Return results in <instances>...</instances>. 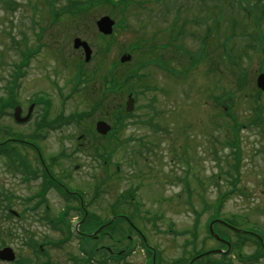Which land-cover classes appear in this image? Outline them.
<instances>
[{
  "label": "rangeland",
  "instance_id": "rangeland-1",
  "mask_svg": "<svg viewBox=\"0 0 264 264\" xmlns=\"http://www.w3.org/2000/svg\"><path fill=\"white\" fill-rule=\"evenodd\" d=\"M74 1L78 0H0V98H9L8 87L18 72L15 65L23 61L22 53H32L27 66L21 67L25 73L16 89V100L23 114L32 101H38L27 123L15 121L17 104L7 108L8 113L0 119V143L10 144L21 154L14 139L39 136L43 160L50 159L55 174L63 177L68 187L84 191L91 220L104 224L114 221L112 218L120 212L131 215L135 225L150 234V241L161 252L162 264H190L192 260L191 264H199L208 260L206 257L197 261L200 255L192 257L205 239L208 248L225 249L209 239L206 226L219 205L220 192L226 191L221 219L241 231L258 234L264 247V91L256 85L257 76L264 72V11L255 8L264 0H147L145 8L128 13L119 27L123 15H111L116 21V37L112 39L111 35L101 36L96 22L103 15L110 16L109 9L119 11V6L90 10L81 5L80 11L86 13L74 19L65 12L58 17L52 13ZM231 2H235L236 9L230 8ZM244 6L255 11H245ZM174 20L177 21L172 25ZM171 28L175 30L173 36L180 28L183 31L174 42L180 50L167 46ZM76 37L90 46L89 62H85L83 50L74 47ZM138 37L140 45L151 50L156 45L166 46L155 50L158 52L154 55L163 61L162 66L151 63L152 54H141L144 48L134 49V54L122 51ZM124 53H130L132 59L121 67L119 61ZM114 63L111 76L107 69ZM135 67L140 71L137 76L141 73L146 78L141 74V78L133 76L131 84L127 80ZM107 78L111 79L107 88L113 86L115 93L107 96L105 105L91 112L86 126L76 122L59 128L40 126L44 117L46 122L54 123L60 114L65 118L73 112H88L92 103L87 98L89 90L92 88L96 97L106 89ZM130 95L135 99L133 116L126 112ZM214 96L225 101L218 105ZM42 99H47L50 106L46 107L44 101L39 103ZM231 107L236 121L230 116ZM257 114L261 118L254 124L251 121ZM100 119L112 127L102 138L95 131ZM94 144L99 152L104 145L114 151L108 158L97 156ZM22 150L32 157L30 148L23 146ZM5 158L0 156V173L6 167ZM5 179L14 182L11 176ZM56 189L70 200L61 187ZM60 198L57 192H51L50 208H40L45 221L28 217L27 228L37 232L39 239L45 235L62 236L61 230L47 223V216L55 220L60 212L69 209ZM73 211L68 210L67 220L74 227L81 222ZM114 222V228L107 231L120 235L121 243H127L128 235L136 236L129 225ZM91 225L96 226L84 228L90 229ZM216 227L225 240L234 244H238L239 237H253L223 225ZM114 241L105 237L96 243L91 241L88 247H118ZM235 245L231 259L256 248L253 242L240 243L241 249ZM78 246L74 237L68 246L51 251L52 257L58 264H80L65 257L67 251L77 256ZM211 258L226 262L217 253ZM142 259L141 251H137L126 263L139 264ZM261 259L255 264H264L263 254ZM234 264L243 263L235 260Z\"/></svg>",
  "mask_w": 264,
  "mask_h": 264
},
{
  "label": "flooded vegetation",
  "instance_id": "flooded-vegetation-1",
  "mask_svg": "<svg viewBox=\"0 0 264 264\" xmlns=\"http://www.w3.org/2000/svg\"><path fill=\"white\" fill-rule=\"evenodd\" d=\"M234 3L235 2H231L229 4L232 6L230 8L236 9ZM244 8L245 11H255V9L250 8V6H244ZM255 8L256 11L263 12L264 4L258 5ZM263 15L264 13L262 14V17ZM40 101L49 103L47 99H42ZM38 139H40L39 136H33L31 139L27 140L14 139L16 140L15 143L18 144L17 147L22 151V157H19L18 160H16V167L13 166L12 162L8 161L4 156L6 167L4 168V171L0 173V182L2 183H0V252L5 249H11L14 258L9 259L5 254H0V264H58L52 257L51 251L56 248L60 250L68 246L71 242V235L68 233L67 235H64L65 233L61 232L62 236L59 238L45 235L42 239H39L37 232L30 230V226L26 223L29 216L37 221L39 219L45 221L43 218L44 215L40 216L39 210L41 207H45L46 209L50 208L51 201L48 200V197L51 192H57L61 197L60 200L64 201L65 207H68L69 209L74 210V213H77L76 217H80L78 221L81 222L80 226L86 221L89 214L86 208L87 206L90 207V205L85 198L84 191L82 193L79 189L68 187L65 184V179L55 174L50 159L49 161L44 159L49 168V172L46 170L40 159ZM79 144H81V142ZM23 146L32 150V157L29 156V153L23 152ZM75 148H79V146ZM21 154L19 153L18 155L20 156ZM43 171H45L47 176L43 174ZM4 176H11L15 183L10 182L9 179L3 181ZM55 183L59 184L63 191L69 194L68 197L70 200L63 197L62 191L55 188ZM52 201H55V199H52ZM81 210L83 211L82 216H80ZM119 210L122 211L123 208L120 207ZM86 212L87 215L85 216ZM68 215L66 218L70 217ZM112 219H114V221L120 220L125 223L126 226L129 225L130 228L135 230L134 234H136V238L132 237V235H128L127 243H121L123 238L118 237L120 235L114 236L112 232L109 231L102 232L101 230L100 232H95L96 229L83 228L80 232V236H86L90 242L92 241L96 243L106 237L109 240L110 238L112 241L115 240V245L118 246L104 247V245L101 244L95 250L88 249L90 250V253L93 255L100 254L102 258L104 254L112 256L114 260L111 261V259H108V261L114 264H127L126 262L131 256L137 251H141L143 259L139 264H162L163 257L155 244L150 241V234H147L142 231L140 227L136 226V220L131 215L125 214V212H120ZM94 220H97V218ZM114 221H109L104 224H109L110 222L113 223ZM249 233L253 235L256 234L254 232ZM77 240L80 242L79 238H77ZM78 249L81 251L79 246ZM96 252L99 254H96ZM65 257L69 258L70 261L72 260L70 251L66 252ZM96 260L98 261V259ZM91 264L99 263L96 262Z\"/></svg>",
  "mask_w": 264,
  "mask_h": 264
},
{
  "label": "trees",
  "instance_id": "trees-1",
  "mask_svg": "<svg viewBox=\"0 0 264 264\" xmlns=\"http://www.w3.org/2000/svg\"><path fill=\"white\" fill-rule=\"evenodd\" d=\"M83 1H79V0L78 1H74V3H71L70 5L63 4L62 7H60V11H58V10L56 11V9H53V12L52 13L55 14L56 17H58V16H61L62 13L65 12L67 14V16H71L74 19V18H77L75 15H82L83 13L84 14L86 13V11H80V6L81 5L88 6V8H91L90 10H92L94 8L95 9L98 8L97 10H99L100 8H104L105 10H107V8L105 7V5H113V4H116L120 8L119 11H112L111 9H109V11H110L109 14L110 15H113L114 13L117 12L118 14L121 13L123 15L119 19L120 20V23H118V25H117L119 27V25H121V23L125 20V18H126V16H127L128 13H130V12L132 14L133 13H136V11H137L136 9H138L139 7L145 8L146 6H145V3L144 2L147 1V0H85L86 3H84ZM55 2H56V0H55ZM75 4L78 5V7L74 6ZM75 8H76V10H75ZM176 21L177 20H174L173 23H172V25ZM173 29L174 28H171V31H170L171 37H170V40L167 42V46L168 47L169 46H172V47H175L176 49H179L180 50L181 49L180 45H175L174 42H175V40H177V38H180L179 34L181 32H183V31L180 28V31H179L178 35H174L173 36V33L175 32V30H173ZM115 34H116V30H115V33L110 36V39H112V37H116ZM158 34H159V31L157 33H155L153 36H157ZM101 36H103V34ZM104 37H105V35H104ZM155 38H153V40H155ZM137 40L135 41V42H137L136 44H134L135 42L127 44L128 47L123 48L122 51L123 52L127 51V52H130L131 54L132 53L134 54L136 52V51H134V49H136V48H144L145 49V52L142 51L140 53L141 54H144V55H150V56L152 54L153 60H151V63L155 62L158 66H162V62L163 61L154 58V55L156 56V54L158 52V51H155V50H161L164 47L166 48V46H164V45H156V46L152 47V49H154V50H151L149 48V46L142 45V44L140 45V41H142V40H140L139 37H138ZM137 50H139V49H137ZM182 52H183V50H182ZM22 55H23V61L21 62L20 66L19 65H15L16 67H18L17 68V70H18L17 75L13 79L12 86L11 87H8V90H9L8 96H9V98H0V119L8 113L7 108L13 107L16 104H20V102L16 100V97L18 98V92H17L16 89L18 87H20V84H21L20 79L24 76V73H25V71L21 70V67L24 68L25 66H27V64L30 62L29 57L32 55V53H22ZM158 58H160V57H158ZM119 63H120L119 66L124 67V65L120 61H119ZM115 66H116V64L114 63V65L112 67H108V69H107V71L110 73L111 76H114L113 71L115 69ZM126 66L127 65H125V67ZM190 68H193V67L190 66ZM194 68H196V66ZM164 69L166 70V65L164 66ZM173 71H174V73H177L178 72L176 70H173ZM139 72L140 71L138 70V67L133 68V70L130 72L131 74H130L129 79L127 80L128 83L131 82V84H132V80L133 79H131V78L133 76L136 77L137 76V73H139ZM140 74L137 76V78H141L140 77ZM88 76H89L88 77V80H89V84H90V83H92V81L90 80L91 79V75H88ZM141 76L144 79L146 78L142 74H141ZM106 80H108L107 82H105L106 83V89L103 90L102 93H100L101 96L99 94V95H97L95 97L94 94L91 93L92 92V88L89 90V92L87 94V98H88L89 103L90 102H92V103L90 105V110L88 112H83V113L73 112L68 117H65V118H63L61 116V114H60L59 115V118L56 119V120H54V123H48V122H46L45 121V117H44L43 120H42V122L40 123L41 124L40 126L41 127L49 126L51 128H59V127H61V124H68V123L70 124V123H74V122H76L79 125L83 124V126H86V125H84V123L87 121L86 118H88L90 116L91 112L96 111L99 108L100 104H103L104 103V105H105V100L107 99V96L108 95H111L112 93H115V90L116 89L113 86H111L110 88H107L109 82L111 81V79H108L107 78ZM112 80H113L112 81V84H114L115 77H113ZM242 81H243V79H241V82ZM118 89H121L120 86H118ZM128 90H132V89H128ZM213 99L216 100V102L218 103V105L219 104H222L225 101L224 98H221L220 96H214ZM227 108L229 110V107L228 106H227ZM258 110H260V107L258 108ZM127 114L129 116H133L131 113H128V112H127ZM232 118L234 119V121H236V118L234 116H232ZM258 118H261V116L257 114L253 118V120L251 122H253L254 124H256ZM251 122H249V123L251 124ZM233 126H234V129H236V131L239 130L238 123H235ZM89 134H90V136H93L95 133H93V134L92 133H89ZM102 137H104V136H101V135L98 134V138H102ZM235 141L236 140H234V142ZM235 143H237V141ZM94 145H96V144H94ZM97 148H98V145H96V147H95V154L97 156H100V157H103V158H105V157L108 158L109 156L112 155V152L114 151V149L111 148V147H109L108 145L102 146V151L101 152H99L97 150ZM3 154H6L8 156V158L10 160H12V161H14L17 158V156H16L17 155L16 150L13 149V148H11L10 147V144H8V143H0V155H3ZM55 186L57 188H59V186L57 184H55ZM227 194H228L227 191L226 192H220V195H219V200H220L219 205L216 208L215 212L209 216L210 218H209V220L207 222V226H206L207 233L209 235V239L216 240L215 237H213L210 234V232H209V222L212 219H214V218L221 217V216H219L220 211H221L220 210L221 204H222L225 196H227ZM60 213H61V216L60 217H59V215L56 216V219L54 220L55 227L57 229H60L62 232L65 233L63 227L67 225L66 232L68 234H71V232L73 230V226L70 223L71 221L66 220V218H65V215L66 214H64V212H60ZM81 214H83V213L81 212ZM200 214H201V212H199L198 215H200ZM89 216L87 217L86 221L82 224L83 227H81V229H83L84 227H86V225H89V224H95L96 225V226L91 225L93 229H97L98 227L104 225L102 222H98V221L97 222H93ZM218 225L221 226L223 224H220V223H216L215 224V230H216V232H218L219 235L221 237H223V235L220 232V230H218L217 227H216ZM114 226H115V222L109 223L107 226H104L103 227L102 232L107 231V229H109L110 227L114 228ZM223 226H225V225H223ZM87 229H89V227ZM196 229H197V226L195 227V231H193L194 240L197 239ZM237 234H239V233H237ZM248 235H250V234H248ZM79 239H80V244H81L80 245L81 246L80 247L81 248V251L79 252V254L77 256H75V254H73V257H75V261L76 262H79L80 264H91L92 262H97V263L100 262L102 264H106V263L108 264L109 263L108 259L113 260L112 256H109V255H106V254L103 255V258H102L101 255L100 256L93 255L92 253L89 252L90 250H88V249L95 250L96 249L95 246L92 245L91 248L88 247V243L90 244L91 242L87 239L86 236H80ZM238 239H239V242H238V244L235 243L236 245L233 243V241H231V243L233 244V246L235 245L238 249H241L240 248L241 247L240 246V243H249V242L250 243L251 242H254L255 243L256 242V244H258L260 246L259 247V250L260 251L258 250V252L256 253V255L253 256L250 253L249 254H246V255L243 254L239 258V261H241V263H243V264H255V263H258L259 260H260L259 258L264 253V251H263V249H262V247L260 245L259 240L257 238H255V237H251L250 240H247V239L242 238V237H239ZM220 244H221V246L226 247L225 244H223V243H220ZM212 249H214V248H208L207 247V240L205 239L203 241L202 248L201 249H195L192 257H195L197 255H201L202 256L201 257L202 259L208 257V260H211L212 258L210 259L211 254L209 253V251H211ZM220 256L222 257V258H220L221 260H224V261L227 260V255L223 254V255H220ZM96 259H98V261ZM200 260L201 259H198L197 261H200ZM212 261H215V259H213ZM220 263L221 262H219V264ZM183 264H186V263L184 262ZM199 264H203V263L202 262H199ZM229 264H234V263L233 262H230Z\"/></svg>",
  "mask_w": 264,
  "mask_h": 264
},
{
  "label": "water",
  "instance_id": "water-1",
  "mask_svg": "<svg viewBox=\"0 0 264 264\" xmlns=\"http://www.w3.org/2000/svg\"><path fill=\"white\" fill-rule=\"evenodd\" d=\"M96 24H97L98 30L101 33H103L104 35H111L114 32L115 20L112 17H110L109 15H104V16L100 17L97 20ZM74 47L76 49L83 48L86 62L90 61V59L92 57V50L86 41L81 40V38H75L74 39ZM131 58L132 57L130 54H124L121 57V62L124 63V62L130 61ZM257 86L261 90H264V72H262L258 75ZM134 103H135V99L132 97V95H130L128 97L127 102H126V110L128 112H131L134 109ZM32 110H33V105H31V107L29 108L28 114L25 117H23L21 106H16L15 110H14V116L18 122H25L30 118ZM111 129H112L111 125L109 123H107L105 120H99L96 123V130L98 133H100L102 135H106ZM40 157L42 159L41 154H40ZM42 161H43V159H42ZM43 163H44V161H43ZM213 224H214V222L211 223L210 229H211L212 233L217 238H219V236L216 233H214V231H213ZM101 228L102 227H100L99 230ZM0 254H5L7 256V258H9V259L14 258V255H13V252L11 249L2 250L0 252Z\"/></svg>",
  "mask_w": 264,
  "mask_h": 264
}]
</instances>
